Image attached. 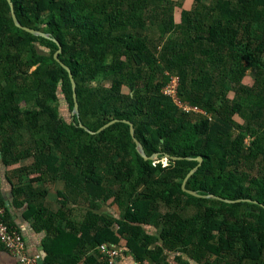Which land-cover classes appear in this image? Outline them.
<instances>
[{"label": "trees", "instance_id": "obj_1", "mask_svg": "<svg viewBox=\"0 0 264 264\" xmlns=\"http://www.w3.org/2000/svg\"><path fill=\"white\" fill-rule=\"evenodd\" d=\"M11 2L21 25L50 36L16 27L8 1L0 0L2 162L9 165L24 157L16 153L10 133L28 125L40 134L36 151L30 153L31 171L37 180L64 184L57 193V212L32 204L27 211L39 218L47 213V225L58 217L68 222L67 228H55L54 236H48L44 264H75L72 253L86 236L96 248L119 243L128 233V246L142 263L150 259L160 264L167 249L181 248L199 264H264V173L242 169L248 154L264 157V0H193L179 23L174 13L180 3L173 0ZM172 31L176 38H165ZM164 38L168 40L156 55L151 45ZM56 41L61 47L57 59ZM126 59L134 69L129 76L123 73ZM58 60L76 83L79 112L71 113V119L59 110L64 98L72 112L74 98L69 73ZM207 60L221 65L220 70L230 66L233 79L214 81ZM193 65L204 70L203 80L190 72ZM250 71L255 77L248 86L242 81ZM162 75L178 78L175 96L166 93L168 81ZM108 80L110 89L102 85ZM128 81L131 93L123 91ZM229 89L235 93L225 103ZM177 98L206 109L212 118L182 109ZM114 119L118 121L98 132ZM125 120L134 123L135 137L148 156L181 159H169L167 166L145 160ZM247 137L251 140L245 148ZM198 157L202 162L186 189L217 198L182 190ZM16 190L25 191L15 189V196ZM112 197L123 206L124 217L103 210ZM162 205L171 210L162 215ZM81 209L88 212L80 215ZM161 217L167 221L163 236L168 247L154 252L149 235L140 243L139 222L158 225ZM101 257L86 256V264H107Z\"/></svg>", "mask_w": 264, "mask_h": 264}, {"label": "crops", "instance_id": "obj_2", "mask_svg": "<svg viewBox=\"0 0 264 264\" xmlns=\"http://www.w3.org/2000/svg\"><path fill=\"white\" fill-rule=\"evenodd\" d=\"M175 1L180 3L175 7V18L177 17L178 19L180 16L179 19H181L182 11L192 8L193 0ZM37 176V173L31 170L29 172L28 167L23 163L17 162L5 165L2 162L1 153L0 204L5 208L6 222H10L14 229L21 232L25 241L26 252L31 256L39 255L44 263L48 256L45 248L48 244L46 242H49L47 239L48 236H54L53 231L55 228H67L68 222L62 221L61 218L58 217L52 218L53 221L49 222L47 225L45 223L48 217L47 213L42 218H39L38 215L27 214L31 204L35 205L40 210L47 208L52 212H57L61 208V202L57 193L62 187L53 186L52 181L37 180ZM15 189H24L25 191L18 192L16 190L17 194L15 196ZM21 202H23V204H21ZM69 207H71V205ZM52 237H50V239H52ZM90 237L92 236L90 235ZM87 241H89V236L82 238L77 248H75L72 253L71 258L76 261L75 264H86V256L93 255L94 253L97 255L99 253V246L96 248L93 246L91 247ZM116 244H122L124 246L123 264H135L138 262L128 244H124L122 240ZM60 261L61 260H57L55 263L57 264L58 262L59 264ZM144 262H146V260ZM147 263L151 264L149 262ZM0 264H18L17 259L9 254L1 245Z\"/></svg>", "mask_w": 264, "mask_h": 264}, {"label": "rangeland", "instance_id": "obj_3", "mask_svg": "<svg viewBox=\"0 0 264 264\" xmlns=\"http://www.w3.org/2000/svg\"><path fill=\"white\" fill-rule=\"evenodd\" d=\"M173 1L175 3H177V1H175V0H173ZM206 3H209V0H206ZM179 18H180V16L178 17V19H177V17L175 18L177 23H179L181 21V19H179ZM176 36H177L176 33L172 31L165 38H169V37L170 38L171 37L176 38ZM165 38L162 39L159 43L158 42L152 43V45H151L152 48L151 49H152V51L155 52L156 55L159 53V50L163 46V42H166L168 40V39H165ZM42 49H44V48H42ZM199 58L200 59H205L203 57L201 58V56ZM198 59H196L194 61L196 63H199ZM191 61H193V60H191ZM126 62L128 64V66H126L124 68L123 73L126 76H129L130 74L133 73L134 69H133V66H132V61H130L129 59H126ZM206 62H208L206 64V66H208L207 69L212 72L213 77H214V81H218L219 84H220L225 79L229 80V81H231L233 79L232 78V76H233L232 70L229 69L230 66L227 65L226 69L220 70V68H222L221 65H219V64L210 65L209 64L210 62L208 60ZM190 68H191V69H189L190 72H192V73L195 72L196 75H194V77H196L197 80H199V81L203 80V72H204V70L198 71V67L196 65H193ZM33 70H34V68L31 69V72ZM218 71L219 72L223 71V73H219ZM254 77H255L254 72L250 71L244 77L242 83L245 84V85H248V86L252 85V83L254 82ZM170 78H172V77H170V75H166V79H165L164 75H162V77L160 79L162 81L165 79V81H168V85H170L172 83V80ZM220 80H221V82H220ZM99 82L102 83L101 81H99ZM230 83H232V82H230ZM95 85H98L97 82H96ZM102 85H105L104 86L105 88L110 89L111 86H112V82H111V80L103 81ZM215 85H217V84L215 83ZM137 86L138 87H143V82H139ZM167 86H166V88H167ZM123 91L126 92V93H131V88H130V82L129 81L127 83H124ZM234 93H235L234 89L226 90V95H225V98H224L225 103L227 101H230L233 98ZM177 102L180 105L182 104L187 109H190L191 107H194L193 110L201 112V113H204L210 119L212 118L211 113L208 112L206 109L198 107L197 105L184 103L180 99H178ZM24 107H26V106H24ZM220 108L222 109V107H220ZM59 110H60L61 113H63L66 116L67 119H71L70 115H71L72 112L69 109V105H68V103L66 102V100L64 98H60V100H59ZM222 111H223V109H222ZM236 115H235L236 121L242 123L243 122V120L241 119L242 117L240 118L239 115L238 116H236ZM233 135L236 136V133L234 132ZM10 136L12 137L11 138V142H12L11 144H13L14 147H16V153L17 154L19 153L20 156H22V155L24 156L23 158L18 159V163H23L24 165H26L28 167V169H29V172H30V170H32L31 167L34 164V157L32 155H30V153L33 154L36 151V148H37L36 142L38 141L39 136H40L39 132H35L28 125H25V126L21 127L20 129H18L17 133L11 132ZM250 140H251V138H249V137L246 138V140L244 142L245 143V148H248V146L250 145ZM245 153L248 154V152L246 150H245ZM248 156L249 157H247V160H245V162H244V164L242 166V169L249 171V173L251 175H252V173H255V172L256 173L260 172L259 174L264 173V160H263L264 157L262 155H257V157H255V156H252L250 154H248ZM252 157H255V158H252ZM256 159H262L263 162H255ZM160 162L162 163V166H167V165L170 164L169 159L166 158V157L162 158L160 160H156V163H160ZM99 172L101 173V175H105L103 170L102 171L99 170ZM53 186H58V187H62L63 188L64 184H63V181L57 180V181L53 182ZM113 189H114V187H113ZM103 210L107 211L113 217H124V208H123V206L121 207V205L114 200V197H112L108 202H106L105 205H103ZM169 210H171V209L169 207H167V206H164V205H162L161 209H160L162 215H164L165 213H168ZM77 212H79L80 215H84V213L88 212V210L81 209V210H78ZM164 218L165 217L157 218V220L158 221H160V220L162 221ZM155 220L156 219H154V221ZM161 221H160V223L158 225L144 224V223L139 222L140 223L139 226L143 229V232L140 234V237L138 239H139L140 243H144L145 242L144 235H149L150 238H151L150 239L151 242L149 243V247L154 252L157 251V249H159L161 246L162 247H168V245L166 244V241L164 240V236H163V228H165L164 225L166 224L167 221L166 220H164L163 222H161ZM113 227L116 230L118 229L117 224H115V226H113ZM129 235H131V234L128 233L125 236L121 237V240L123 241L124 244H128ZM187 250L192 251V247L191 246L187 247ZM182 251H185V250H181V248H174L173 250L167 249L165 251L166 253L164 252L163 255H162V261H161L162 263H160V264H199L198 262L196 263L195 261H193L191 259V257H189L187 252L184 253ZM232 255L234 257V255L238 256L239 254L236 253V252H232L231 256ZM231 256H228L227 259H231ZM261 258H262L261 259V263H264V250H263ZM214 259H215V257H211V261H214ZM147 262L152 264L150 259H147V261L144 262V263H147ZM200 264H203V263H200ZM258 264H260V263H258Z\"/></svg>", "mask_w": 264, "mask_h": 264}, {"label": "built area", "instance_id": "obj_4", "mask_svg": "<svg viewBox=\"0 0 264 264\" xmlns=\"http://www.w3.org/2000/svg\"><path fill=\"white\" fill-rule=\"evenodd\" d=\"M172 83L167 86L166 93L176 95L178 78H171ZM181 107L185 110H193L185 108L182 104ZM5 210L0 206V245L12 256H14L18 264H39L41 257L39 255L31 256L26 252L25 241L20 231L14 229L4 219ZM99 254L107 262V264H123V253L125 252L122 244L105 243L99 246ZM135 264H147L136 262Z\"/></svg>", "mask_w": 264, "mask_h": 264}, {"label": "water", "instance_id": "obj_5", "mask_svg": "<svg viewBox=\"0 0 264 264\" xmlns=\"http://www.w3.org/2000/svg\"><path fill=\"white\" fill-rule=\"evenodd\" d=\"M7 1H8V3H9L10 9H11V16H12L13 22H14V24H15L16 27H18V28H20V29H22V30H24V31H26V32H29V33H31V34H33V35H35V36H42V37H45V38H50V36H49L48 34H46V33H43V32H41V31H38V30H35V29H31V28H28V27H25V26L21 25V24L19 23L17 17H16L15 12H14V6H13V3L11 2V0H7ZM56 43H57L59 49H58V51L54 54V58H55V59H57V55L61 52L60 44H59L57 41H56ZM58 61H59V60H58ZM59 62H60V61H59ZM60 64H61L62 67H63L64 69H66V70L68 71V73H69V77H70L71 85H72V91H73V98H74V107H73L72 113H73V114H74V113L78 114L79 111H78V102H77V96H76V83H75V80L73 79V76H72V73H71L70 69H69L65 64H63L62 62H60ZM116 121H118V120H117V119H114V120L108 122L107 124H105L104 126H102V127L98 130V132L101 131V130H103V129H105L106 127L110 126L111 124L115 123ZM125 121L128 122V123L130 124V127H131V133H132V136L134 137V140H135V142H136V145H137V151L139 152V154H140L145 160L156 161L157 158H158V156H159V154H154V155H152V156H148L147 153H146V151H145V148H144L143 144H142L139 140H137L136 137H135V126H134V123H133L132 121H130V120H125ZM81 125H82V124H81ZM82 126H85V125H82ZM86 129H88V130H89L90 132H92V133H95L94 130L89 129L88 127H86ZM166 158H168V159H173V160H175V161L181 159V157L171 156V155H169V154L166 155ZM0 159H1V153H0ZM187 159L190 160V158H187ZM196 160L198 161V165H197L196 167H194L193 169H191V170L189 171V173L186 175L185 179H184L183 182H182V190H183L184 192L190 194V195L195 196V197L217 198L216 196H214V195H212V194H211V195H200V194H198L196 191H192V190H188V189H186V183H187V180L190 178V176H191L193 173H195V171L198 169V167L200 166V164H201V162H202V158H201V157L196 158ZM225 201H227V202H231V201H229V200H225ZM39 264H44L42 258L39 260Z\"/></svg>", "mask_w": 264, "mask_h": 264}]
</instances>
